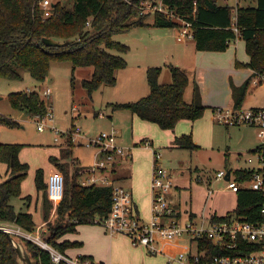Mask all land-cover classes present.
<instances>
[{
    "label": "trees",
    "instance_id": "16d2710c",
    "mask_svg": "<svg viewBox=\"0 0 264 264\" xmlns=\"http://www.w3.org/2000/svg\"><path fill=\"white\" fill-rule=\"evenodd\" d=\"M40 0H0V80L20 79L21 70H28L39 82L47 79L53 62H71L72 83L76 67L92 68L91 77L82 79V86L92 96L103 85H115L118 71L127 66L121 53L129 46L113 38V34L127 31L133 26L155 25L179 27L190 24L195 47L198 50L224 51L240 37L246 41L250 56L247 66L256 74H264V0L254 5L232 6L220 0H160L162 9L153 11L154 19L147 21L149 12H144L143 3L148 0H73L69 7L64 1L53 2L52 14L44 16ZM182 20V21H180ZM238 28V31L235 30ZM45 37L54 38L63 45L50 46ZM115 49L118 54L110 50ZM171 82L159 80L160 67H148L147 79L150 92L135 101L118 102L113 109H128L141 119L156 123L162 129H174L181 120L196 121L204 114L200 87L191 80L188 72L178 64L170 66ZM250 80L241 86L232 83L235 107L240 108L249 88ZM192 87L191 101L186 99L188 87ZM12 106L25 109L32 115L45 114L49 105L35 90L17 91L10 95ZM19 123L0 113V125L15 127ZM171 146L196 150L198 145L192 133L176 136ZM22 143L0 140V164H7L8 176L0 178V224L11 222L33 231L36 223L33 214L17 211L14 200L21 197L22 183L30 165L21 160ZM53 162L65 170L63 197L57 211L63 221L50 225L49 242L62 251L75 247L78 241H58L67 233L78 231V225L94 223L97 218L108 216L112 210L113 187L105 184H83L79 169L70 173L51 155ZM116 179V168L111 169ZM241 182L251 176L248 169H237ZM1 177V170H0ZM38 190L43 192L44 217L52 206L48 196L45 171L38 168L35 175ZM30 200L31 195L23 197ZM264 195L256 190L242 187L237 191L239 215L250 219H262L260 208ZM22 239L38 264H52L50 254L41 250L32 241ZM0 264H18L17 252L8 234L0 230Z\"/></svg>",
    "mask_w": 264,
    "mask_h": 264
},
{
    "label": "rangeland",
    "instance_id": "374dc122",
    "mask_svg": "<svg viewBox=\"0 0 264 264\" xmlns=\"http://www.w3.org/2000/svg\"><path fill=\"white\" fill-rule=\"evenodd\" d=\"M52 1H64L69 7L73 6V0ZM220 2L225 3L226 0H220ZM228 2L230 5H236V0H228ZM143 7V11L149 12L148 15H151L156 8H162L163 5L160 0H148L143 3ZM153 19L154 16L151 15L148 16L147 21L152 23ZM180 32L179 27L146 25L133 26L127 31L114 33L115 40L129 46L128 51L121 53L127 61V66L119 73L116 85L102 86L94 91L92 96L82 86V79L91 77L92 68L76 67L73 84L71 62H53L44 82L36 80L25 69L21 70L22 78L20 79L3 78L0 80V113L19 123L15 127L0 125V140L23 144L20 157L30 165L28 175L24 179L25 189L31 193L36 190L35 175L38 168H43L45 177L48 178L52 169L50 156L54 154L64 157H59L58 163L70 173L79 169L80 173H83L81 177L79 176V180L82 182L91 175L87 171L97 161L99 151L98 146L88 144L89 139L96 137L101 132L115 130L120 136L122 144L130 148V152L132 151L134 156L131 168L129 166L116 168L117 176L122 174L127 176L131 171L133 172L131 181L133 197L138 203L140 217L144 222L149 223L152 219L150 189L148 190L146 187L145 170L148 164L153 163L154 150L163 154L162 164L173 175L174 188L171 190V197L182 209H186L183 218H187L192 212L198 217L222 216L237 207V192L228 188L227 180L218 178L217 172L221 169L234 168L235 170L237 167L245 169L248 166L244 159L238 161V155L235 153L239 148L246 146L247 139L255 134V128L247 127L250 126L248 124L232 125L221 122L215 115L217 109L214 112L210 107L206 108L202 117L194 123L193 127L186 122H179L174 131L162 129L156 123L143 120L128 109L112 108L115 103L135 101L149 94L148 67H160L159 80L171 82L170 66L177 64V59L185 56L183 68L188 72L191 80H194L192 53L182 50V47H179L181 44H178L177 47L174 46V41L166 42V38L172 40V35L180 34ZM173 40H175L174 37ZM186 42L193 47V40L185 38L181 43ZM110 51L115 54L119 53L115 49ZM201 74L203 75L201 85L206 93L209 85H215V82L209 73L203 70L198 73V79ZM47 87L52 89L49 95L43 93ZM27 90L38 91L47 105L51 104L54 121L52 123L49 118H46L43 130L38 129L40 121L36 115H32L25 109L15 108L11 104V93ZM227 96V92L222 91L220 100L222 105L220 106L224 109L230 107V98ZM191 98L192 87L189 86L186 99L191 101ZM52 125H55L59 130L58 135L52 129ZM77 126L81 128L79 140L73 137ZM244 128H247L245 132H243ZM191 130L193 139L198 144L196 150L181 147L171 148L175 134ZM56 136L59 140L55 139ZM143 136H150L154 140L153 150L144 148L145 144L140 141ZM138 137L141 138L137 140ZM62 145L64 147L61 148ZM242 152L246 155L247 151L243 149ZM55 170L62 172L65 176L64 169L61 170L56 166ZM109 176L112 178L111 173ZM51 203L47 218L43 217L42 220L39 210L35 214L38 224L34 230L40 231L42 239L45 241H48L51 234L50 225L63 221L57 211L58 205L55 206L52 201ZM19 206L21 205L19 204ZM42 211L44 215L43 207ZM78 226L79 237L86 246L94 252L107 250L109 235L107 236L104 231L106 228L101 223H83ZM124 235L114 233V237L120 238L122 241L124 239L121 237ZM73 236L74 233H67L65 237L57 240L62 241L66 238H73ZM188 238L189 235L184 234L171 240L172 242H166L164 238L160 237L161 241L158 245L160 251L158 252L148 251L140 245H133L136 248L135 251L125 247L121 250L123 259L119 262L120 264H181L174 257L180 251L189 250ZM114 253H119V250L114 248Z\"/></svg>",
    "mask_w": 264,
    "mask_h": 264
},
{
    "label": "built area",
    "instance_id": "2783aa9c",
    "mask_svg": "<svg viewBox=\"0 0 264 264\" xmlns=\"http://www.w3.org/2000/svg\"><path fill=\"white\" fill-rule=\"evenodd\" d=\"M39 4L44 11V16L52 14V0H40ZM235 30L238 31V28ZM181 37H193L189 23L181 29ZM51 91L52 89L48 87L44 93L50 94ZM52 115V107H49L45 114L36 115L40 121L39 130L44 129L46 118L53 123ZM215 115L219 121L227 124H248L257 127L262 139L260 145L246 153L248 166L245 169L251 171L249 178L240 182L236 177V170L233 169H221L217 172V177L226 179L227 187L233 191L237 192L244 187L259 191L264 195V106L247 109L218 108ZM52 129L57 135L59 134L55 125H52ZM80 135L81 128L77 126L73 137L79 140ZM55 139L59 140L58 136ZM88 144L98 146L99 151L97 161L87 171L91 175L82 183H98L113 187L110 214L104 218L95 219L94 223H101L111 234L123 233L129 236L134 245L143 246L151 252L160 251L158 247L160 237L166 242H172L171 240L184 234L189 235V250L180 251L174 257L182 264H264V202L260 208L262 219L259 220L247 219L234 210L222 216L198 217L195 214H189L187 218H183L168 200L167 194L173 188L174 181L168 169L162 164V153L155 151L151 184L152 219L146 223L137 212L132 190L117 184L108 174L119 156L131 155L128 150L118 144L117 132L115 130L101 132L89 139ZM228 171H230L229 179L226 178ZM47 183L48 196L57 206L63 197L64 175L55 170L49 175ZM0 230L32 241L41 250L50 254L52 264H109L97 262L81 251L74 254L62 251L49 240H43L40 231H29L15 223H1Z\"/></svg>",
    "mask_w": 264,
    "mask_h": 264
},
{
    "label": "crops",
    "instance_id": "0c3cea01",
    "mask_svg": "<svg viewBox=\"0 0 264 264\" xmlns=\"http://www.w3.org/2000/svg\"><path fill=\"white\" fill-rule=\"evenodd\" d=\"M244 2H245V4H243ZM225 3L229 4L228 0H226ZM255 3H256V0H236V5H232V6L237 7V6H245V5H254ZM173 37L175 38V40H173ZM180 37H181V32H180V34H178V33L175 35L173 34L172 40L166 38V42L171 43L174 41V44H173L174 46L177 47L178 44H181V45H179V47H182V50H184L186 53L187 52L192 53L193 63H194L193 71L195 73L194 80L198 83V85L200 87L203 103L205 105H207V107H210L214 112L218 108L224 109V107L220 106V105H222V104H220L221 103L220 100H221L222 91L223 92L225 91L228 94L227 98H230L229 99V105H230L229 108H231V109L236 108L235 107V100L233 97L232 83H234L237 86H241L247 80H250V84H249V88L247 90V94H246L244 101L242 103V106L240 108L247 109V108H255V107L264 106V74L263 73L256 74L253 68L246 65V63H248L250 61V56L246 50V41L243 38L238 37L235 40H233L230 43L229 47L224 51H212V50H198L195 47V42H193V44H194L193 47L188 42L181 43V42H183V40L185 38H188V39L194 41L193 37L192 38H190V37H181L180 38ZM183 60H186L185 56H183L182 58H178L176 63L183 67L184 66ZM125 68H123V69H125ZM123 69L118 71L117 82H118L119 73ZM202 70L205 71L206 73H209V76L212 77L213 81L215 82V85H209L206 93L204 92L202 85H201V78H203V75L201 74L200 78L199 79L197 78L198 73ZM220 84H223V85L221 86ZM103 86H105V85H103ZM43 93H44V91H43ZM45 95H49V94H45ZM49 107H51V104H49ZM134 115L138 116L135 113H134ZM196 121L181 120L180 122H186L191 127H193L194 123ZM247 127L255 128V134L253 136H250L249 139H247L246 146H244L243 148H239L238 152L235 153L236 155H238V161H240L239 159H244L246 162V155L244 152H242L243 149H245L247 152H249L252 149H254L255 147H257L258 145H260V143L262 142V139L260 138V136L258 134V128L251 126V125L247 126ZM246 130H247V128L246 129L244 128L243 132H245ZM256 130H257V132H256ZM172 131H174V129ZM241 132H242V130H241ZM185 133H192L193 134V131L191 130L190 132H183L181 134H175V137L180 136V135L185 134ZM140 138L141 137H138L137 140H139ZM140 141H143V143L145 144L144 148L153 150L154 140L150 136H143ZM117 142L119 145L123 146L124 148L126 147L122 144L119 135H117ZM62 147H64V145H62L61 148ZM173 147H177V146H171V148H173ZM126 148L130 152L131 149L128 147H126ZM154 152H155V150L153 151V163H154ZM130 153H131V155H129V156H119L117 158L116 164L114 165V168L122 167V166H129L131 168L132 164L134 163V161H133L134 156H133L132 151ZM20 156H21V154H20ZM54 156H56L58 158L59 157L64 158L60 154H58V155L54 154ZM20 158H22V157H20ZM162 158H163V154H162ZM153 163L150 165L148 164L147 168L145 170V172H146L145 176L147 179V186L146 187L148 190L150 189L149 194H150V201H151V210H152V202H153V192H152V185H151L152 184V178H153V168H154ZM55 168H56V166L52 162V169H51L49 175L53 171H55ZM241 168H243V167H241ZM237 169H240V167L235 168V170H237ZM0 170H1V177L0 178L5 179L8 176L7 164L1 163L0 164ZM229 170H231V169H229ZM233 170H234V168H233ZM109 173H111V171ZM49 175H48V177H49ZM81 175H80V177H81ZM111 175L113 178L114 176L112 173H111ZM115 176H116V179H115L116 183L119 182L118 184H120V183H121V185L124 184V185H126V187L130 188L132 190V192H134L133 188H132V184H131V181L133 179V172L132 171L127 176L125 174L117 176V171H116ZM171 177H173L172 174H171ZM47 179L48 178L45 177L46 182H47ZM171 190L167 194L168 200H169L170 204L176 209V211L183 217L184 211H186V209H182L179 204H177L173 201V199L171 197ZM26 195H31V199L25 200L23 197H25ZM42 195H43L42 190H38L37 187L33 193H31L27 189H25V180H24L22 183L21 197H18L17 199L14 200L16 210L17 211L31 212L33 214L35 223L38 224V222L35 219V214L38 212V210L41 213L42 220L44 217L43 211H42V207H43ZM16 202H18L17 203L18 205L16 204ZM135 203H136V207H137V212L140 215V209H139L137 201H135ZM19 204L21 206H19ZM191 214H195V213L192 212ZM104 231L107 234V236L109 235V246H108L106 251L105 250H98L97 252H94V250H92L88 246H86L84 241L79 237V234H80L79 229H78L77 233H74L73 238L72 237L66 238V239H69L72 241H78V244L75 247H69V249H66V251L70 254H74L78 251H81V252L85 253L86 255L90 256L91 258H93L97 262H106L109 264H120L119 261L123 259L122 254H121V250L123 248L126 247V248H131L134 251L136 250V248L133 247L134 244L132 243L129 236L124 235V237H121L124 239V241H122L120 238L114 237V234L109 233V231H106L105 229H104ZM65 235L62 237H65ZM166 244L173 245L171 243H166ZM135 246H139V245H135ZM174 246H176V245H174ZM114 248H117L119 250V253H117V254L114 253ZM142 248H143V246H142Z\"/></svg>",
    "mask_w": 264,
    "mask_h": 264
},
{
    "label": "water",
    "instance_id": "95a60500",
    "mask_svg": "<svg viewBox=\"0 0 264 264\" xmlns=\"http://www.w3.org/2000/svg\"><path fill=\"white\" fill-rule=\"evenodd\" d=\"M44 42L50 46L63 45L64 42H60L54 38L45 37ZM227 179L230 178V171H228ZM8 237L16 249L18 264H38V259L35 258L27 247V244L22 240L15 237L13 234L7 232Z\"/></svg>",
    "mask_w": 264,
    "mask_h": 264
}]
</instances>
